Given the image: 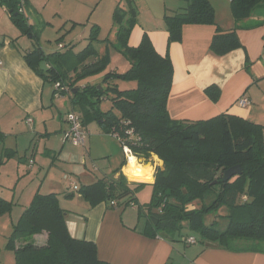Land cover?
<instances>
[{
	"label": "trees",
	"instance_id": "obj_1",
	"mask_svg": "<svg viewBox=\"0 0 264 264\" xmlns=\"http://www.w3.org/2000/svg\"><path fill=\"white\" fill-rule=\"evenodd\" d=\"M21 2L0 0V8L9 12L11 22L21 35L32 40L33 50L24 54L28 66L46 81L67 86L71 92L73 88L80 89L69 95L73 110L78 108L82 112L84 126L97 122L104 134L119 140L124 152L128 148L144 163H149L152 156L163 163L155 171L154 183L145 184L129 182V177L122 173L124 161L111 178L81 187L78 193L82 198L91 207L106 202L110 207L116 202L115 208L133 204L138 219L142 220L141 234L149 238L159 237L188 246L209 243L237 253H263L264 127L231 115L197 122L171 119L167 106L173 86V63L169 55L162 56L156 51L146 33L139 46L129 45L138 21L133 0L127 2L128 10L116 7L113 14L116 39L112 44L109 40L102 42L106 44L103 55L95 45L101 43L97 25L91 26L83 51L76 53L75 46L64 48L59 44L63 52L45 53L38 43L41 30L30 25L25 13L19 11ZM27 2L24 0L25 8H28ZM263 3L264 0H232L237 24L248 19ZM164 22L170 45L181 41L185 25H215V12L210 0H188L186 8L165 16ZM240 45L236 31L217 32L211 50L222 56ZM110 47L127 59L130 68L123 74L104 75L100 89L98 85L77 86L106 71L111 62ZM42 62L49 67L46 73L40 68ZM119 80L134 82L136 86L122 91L115 84ZM58 94L64 92L55 90V96ZM206 94L214 102L220 95L213 86ZM107 99L112 106L105 112L101 104ZM5 138L0 130V145ZM16 154L4 149L0 165ZM236 166H241V175L224 182V172ZM147 185L153 192L150 202L143 205L138 202L137 194ZM207 200H211L208 205ZM195 202L202 206L191 208ZM12 207V202L0 197V217L10 214ZM222 208L228 210L224 216L228 223L220 231L216 226L218 221L207 224L206 218ZM65 214L56 194L34 196L8 238L7 248L14 252L16 264H109L99 259L95 243L71 236ZM43 233L48 235L45 244L31 242L34 236ZM189 238H194L195 244H189Z\"/></svg>",
	"mask_w": 264,
	"mask_h": 264
},
{
	"label": "crops",
	"instance_id": "obj_2",
	"mask_svg": "<svg viewBox=\"0 0 264 264\" xmlns=\"http://www.w3.org/2000/svg\"><path fill=\"white\" fill-rule=\"evenodd\" d=\"M45 1L28 0V8L24 9V13L30 25L41 30V33L52 25V29L57 33L56 39L63 34L64 41L67 38L70 41H77L76 26L68 30L72 24L83 23V29H80L82 37L89 36L91 26L97 25L101 42L98 52L103 55L106 52V44L102 42L109 40L112 44L116 39V28L113 25L114 11L118 5L128 10L129 0H61L63 4L55 15L42 11L48 7ZM133 2L139 15L137 25L130 35L129 45L139 46L146 33L156 51L162 56L169 55L173 63V86L167 106L171 119L197 122L208 121L221 115H231L264 127V3L257 6L248 19L237 24L231 9L232 0H210L215 12V25H185L182 29L181 41L169 45V34L164 18L181 12L188 6V0H133ZM0 10L10 20L9 12L5 8ZM88 13L90 16L86 17ZM61 26H64L62 31L60 28L57 29ZM233 31L237 33L240 47L222 56L214 54L211 50V42L217 32L226 34ZM25 38L30 42L22 46ZM0 43H2L0 130L6 136L4 143L0 145V157L4 149H9L17 152L13 160L19 154V159H26L28 167L22 171L18 168L21 163L18 159L16 174L20 171L30 173L38 163L43 169H49L40 182L33 184V190H30L27 197H31L29 201L32 202L37 193L56 194L61 208L66 211L67 227L72 237L95 243L99 259L109 264H264V252L237 253L220 249L209 243L188 246L159 237H146L141 234L142 222L138 219L137 208L133 204L127 207L130 211H125L121 206L112 208L108 202L91 207L78 193L79 189L83 186H91L103 178H111L113 172L124 161L126 165L122 172L128 176L125 170L130 164V156L136 158L132 153L129 155L123 151L125 158H122L119 167L112 170V174L100 171L103 178L94 177L91 173L80 169L78 170L82 181L80 185L72 182L67 174L63 176L65 181H70L67 188L58 180H54L52 171L54 166L58 167V159H65L68 156L75 158L80 155L79 150L69 148V142L65 141L68 130L67 115L64 116L62 114L64 110L60 109V107L65 108L67 114L76 112L82 118L83 115L79 110H73L69 95L80 89L73 88L72 92L55 96L56 84L44 80L28 66L24 54L33 50V44L32 40L22 36L19 30L15 34L0 32ZM60 47L66 48L63 42L60 43ZM41 48L45 53L56 52L44 46ZM112 51L115 50L110 47V55ZM58 52L62 51L58 50ZM47 68L49 70V67ZM111 72L119 73L118 70ZM93 79L95 80L87 84L82 81L77 86L84 88L88 85H98L100 89L101 79L97 77ZM119 83L115 82L118 87L121 86ZM105 86L103 85L104 88ZM212 86L220 93L216 102L206 94V90ZM65 97H69L68 103L64 101ZM242 98H247L249 101L246 107L239 105ZM92 123L94 121L85 126L88 140L91 135L89 125ZM95 123L98 125V131L95 130L97 135L111 139L114 137L104 134L100 125ZM43 137H48V141L44 144V148H40ZM119 143L116 138L115 144L122 148ZM39 148L42 149V156L48 159L38 157ZM84 149L90 155L91 149L87 148L86 144ZM137 162L139 164V159ZM139 165L142 167L150 165L153 171H156L157 168H162L163 163L156 156H152L149 163L142 162ZM18 177V179L22 178ZM6 181L0 179L2 198L3 192L9 188ZM151 181L138 182L153 184L154 175ZM70 195L73 198H67ZM7 201L16 205L14 200L7 199ZM31 202L20 205L18 219L12 220V225L19 221ZM5 222L11 227L8 219H5ZM5 236L10 237L9 233ZM47 239L48 235L43 233L34 236L31 242L43 245Z\"/></svg>",
	"mask_w": 264,
	"mask_h": 264
},
{
	"label": "rangeland",
	"instance_id": "obj_3",
	"mask_svg": "<svg viewBox=\"0 0 264 264\" xmlns=\"http://www.w3.org/2000/svg\"><path fill=\"white\" fill-rule=\"evenodd\" d=\"M45 2L46 4H48V7L46 8V10H42V11L47 12V13H53L54 15L56 14V12H58L57 10L63 4L61 0H51V1H48V2L45 1ZM136 11L138 12L137 8H136ZM61 12H64V11H61ZM64 16L66 15L64 14ZM89 16H90V13H88L86 17H89ZM52 20H55V19H52ZM75 26H76L75 29L78 30L77 35H76L77 41H70L68 40V38L66 39V41H64L65 40L64 38L63 40L58 41L59 39H56L57 36L55 35L57 33L55 32L54 29H52V25H51L47 28L46 31L41 33L38 43L47 49L56 50V52H58L59 50L58 46L61 42H63L65 46H69V45L75 46L74 47L75 52L79 53L83 51L85 46L87 45L88 36L82 37L81 35L82 33H80V31L83 29V23L80 25L79 24L75 25ZM8 28L10 30H8ZM59 28L61 31L64 30V26L58 27L57 29ZM73 28H74V25L72 24L68 27V30L69 29L71 30ZM17 31L18 30L16 29V27L8 19V16L2 10H0V32L5 33V34L6 33L15 34L17 33ZM61 35L63 36V34ZM62 36H59V37H62ZM27 42L29 43L30 41L27 38H25L22 41V44H23L22 46H25ZM70 42H73V43H70ZM95 45L97 49H100V43H96ZM61 51L63 52L64 49ZM129 68H130V64L127 61V59L119 52L112 51L111 62L108 68L106 69L104 73L97 75L95 77L102 80L104 75H106L107 73L113 70L114 71L118 70L119 73L123 74ZM93 80L95 79H93V77H90V78L85 79L83 82L84 84H87ZM117 82H120L119 84L121 86L119 87V89L122 91L133 89L136 86V83L134 82H126V81H120V80ZM64 101L68 103L70 101L69 97H65ZM101 105H102L101 108L103 109V111H108L111 109L112 103L110 100L107 99L103 101ZM60 109L64 110L62 112L63 115L64 114L67 115V111L65 108L60 107ZM78 110L79 112H81L80 109L77 108V111ZM89 130L91 131V135L89 137V140L87 139L88 142H86V147L91 149L90 155L87 153L84 147H76V146H73L71 143H68L69 145L68 147L69 148L71 147L74 150H79L80 155L75 158L72 156H68L65 159L60 158L57 161L58 167L54 166V169L52 171L53 178L54 180H58L60 184L63 185L65 188H67L68 187L67 184L70 183V181H65L63 179V176L65 174L69 175L70 180L72 182L76 183L77 185H80L82 181L80 180V177H79L80 173L78 172V170L81 169V170L91 173L94 177L99 176L100 178H103L102 177L103 175L101 172L111 173L113 169L115 170L117 167H119L122 161V158H125V153L123 152V149L121 147H118L117 144H115V141H116L115 137L111 139L107 136L97 135L95 130L98 131V125L95 122L89 125ZM47 141H48V137H43L41 139L40 148H44V144H46ZM40 148L38 149L39 150L38 157L40 159H48V157L42 156L41 154L42 149ZM19 155H17V158H15L14 160L13 159L11 161L8 160L7 164L0 165V174H1L0 179H3V180L6 179L7 180L6 184L9 187L7 190L3 192L4 194L2 196L4 199L7 198V199L14 200V203L16 204V205L13 204L10 214H6L0 217V264H16L14 252L7 248L8 238L5 236V234L9 233L10 236L12 235L13 225L11 221L18 219V216L21 210L20 205L25 204L26 202H31L29 201L31 197H27V195L30 192V190H33V184H35L36 182H40L43 179V175H45L49 170L48 168L43 169V167H40L38 163L34 171H31L30 173L25 171L23 173L21 171L26 170L28 167L27 161L25 159L21 161L18 167L21 170L19 173L20 175L16 174L15 171L17 169ZM110 155L112 156L110 157ZM48 162L50 165L51 164L50 159L48 160ZM151 169L153 170V167H151ZM154 174H155V171H153V174L151 175L152 178ZM18 176H21L22 178L18 179L19 178ZM151 176L149 177L147 183L152 182ZM129 182L142 183L136 180H129ZM66 191L68 192V189H66ZM152 192H153V189L151 186L149 185L144 186L137 194L138 202L143 205L149 203L152 197ZM210 202L211 200H207L206 205L210 204ZM201 206L202 205L200 202H195L190 207L196 209V208H200ZM122 209H125V211H130V209H127V207H124V206L122 207ZM227 213H228V210L225 208H222L216 214L209 215L206 218V222L207 224H212V223H215V221H218L216 226L218 230L223 231L226 228L227 223H228V221L224 218V216H226ZM137 217H138V213H137ZM5 219H8L11 227H9V225L5 222ZM198 244L203 245L202 243H198Z\"/></svg>",
	"mask_w": 264,
	"mask_h": 264
},
{
	"label": "built area",
	"instance_id": "obj_4",
	"mask_svg": "<svg viewBox=\"0 0 264 264\" xmlns=\"http://www.w3.org/2000/svg\"><path fill=\"white\" fill-rule=\"evenodd\" d=\"M24 6H25L24 0H22L21 4L19 5V8H20L19 11L22 13L24 12V9H25ZM55 88L57 91H62V93L70 92L69 88L61 87L59 83L55 85ZM248 104H249V101L247 98H242L239 101V105L241 107H246ZM66 122L68 125V130L66 131V134H65V141H68L69 143H71L73 146H76V147H84L87 141L88 132L85 126L83 125V121L81 117L76 112H70L67 114ZM125 152L129 153V155L131 154V151L128 148H125ZM73 188L76 189V187H73ZM111 207H114V208L117 207V203L112 202ZM188 242L189 244H195V239L189 238Z\"/></svg>",
	"mask_w": 264,
	"mask_h": 264
},
{
	"label": "bare ground",
	"instance_id": "obj_5",
	"mask_svg": "<svg viewBox=\"0 0 264 264\" xmlns=\"http://www.w3.org/2000/svg\"><path fill=\"white\" fill-rule=\"evenodd\" d=\"M130 164L128 168L125 170L132 180H138V181H148L149 177L153 174V170L151 169L150 165H147L145 167H142L138 164L137 159L130 156ZM133 161H135V169L133 170ZM152 178V176H151Z\"/></svg>",
	"mask_w": 264,
	"mask_h": 264
},
{
	"label": "water",
	"instance_id": "obj_6",
	"mask_svg": "<svg viewBox=\"0 0 264 264\" xmlns=\"http://www.w3.org/2000/svg\"><path fill=\"white\" fill-rule=\"evenodd\" d=\"M10 13H11V11H10ZM40 68L43 72L48 71V68L46 67L44 62H42L40 64ZM73 93H76V91H73ZM142 162H143L142 160H139V164H141ZM241 173H242L241 166H236V167H233L231 169H228L224 172L223 181L227 182V181L231 180L233 177L241 175Z\"/></svg>",
	"mask_w": 264,
	"mask_h": 264
},
{
	"label": "clouds",
	"instance_id": "obj_7",
	"mask_svg": "<svg viewBox=\"0 0 264 264\" xmlns=\"http://www.w3.org/2000/svg\"><path fill=\"white\" fill-rule=\"evenodd\" d=\"M133 170H136V169H135V161H133Z\"/></svg>",
	"mask_w": 264,
	"mask_h": 264
}]
</instances>
